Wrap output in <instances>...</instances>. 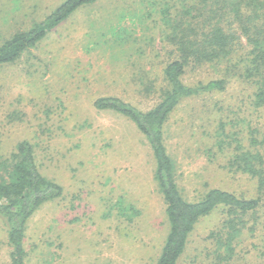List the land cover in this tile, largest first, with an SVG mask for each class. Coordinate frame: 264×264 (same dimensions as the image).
Returning <instances> with one entry per match:
<instances>
[{"label": "rangeland", "instance_id": "obj_1", "mask_svg": "<svg viewBox=\"0 0 264 264\" xmlns=\"http://www.w3.org/2000/svg\"><path fill=\"white\" fill-rule=\"evenodd\" d=\"M63 1L0 0V44ZM166 1L176 10L192 3L96 0L76 9L16 62L0 66V156L8 158L27 141L37 169L62 189L26 223L25 264L156 263L168 223L150 144L131 119L93 102L115 96L148 110L158 101L164 64L176 55L164 39ZM237 54L230 63L183 75L192 83L221 76L227 65V73H234L224 91L185 100L169 118L165 144L188 200L212 187L256 196L255 181L229 167L237 143L221 150L213 140L222 122L227 131L238 130L243 147L252 135L261 142L257 128L264 130V108L254 105L256 86L242 77L246 63ZM149 81L157 90L150 94L144 89ZM256 216L258 229L236 246L234 264H264V202ZM223 219L220 211L201 219L178 264L217 260L210 234ZM10 252L0 219V264H11Z\"/></svg>", "mask_w": 264, "mask_h": 264}, {"label": "trees", "instance_id": "obj_2", "mask_svg": "<svg viewBox=\"0 0 264 264\" xmlns=\"http://www.w3.org/2000/svg\"><path fill=\"white\" fill-rule=\"evenodd\" d=\"M94 1L65 0L29 29L14 33L0 44V66L16 62L24 51L36 46L76 9ZM190 2L176 10L166 1L161 9L164 39L176 55L164 64V86L158 101L148 110L138 109L115 96L98 97L93 105L131 119L150 144L155 163L153 179L164 201L168 223L155 264H178L195 226L215 211H220L224 219L221 227L210 234L215 245L212 253L217 259L211 264H234L236 246L246 235L254 237L258 229L256 214L264 202V130L257 128L262 134L261 142L252 135L250 144L245 147L241 145L242 140L235 136L237 129L227 131L225 124L219 122L213 132V140L221 150L232 142L237 143L228 160L229 167L233 172L247 174L255 181L256 196L246 197L212 187L196 200L186 199L176 183L175 164L167 151L165 132L171 114L183 101L224 91L227 77L234 73H227L230 69L227 65L228 69L225 67L221 76L192 83L185 82L183 75L189 69L230 63L237 53L244 56L246 63L242 77L256 86L254 105L264 108V0ZM244 46L248 47L246 52ZM144 87L149 94L152 90L157 91L150 81ZM257 143L263 147L262 151L251 149ZM0 174V219L11 247V264H25L23 240L26 223L36 208L61 195L62 189L37 169L27 141L18 143L16 151L8 158L0 156Z\"/></svg>", "mask_w": 264, "mask_h": 264}]
</instances>
